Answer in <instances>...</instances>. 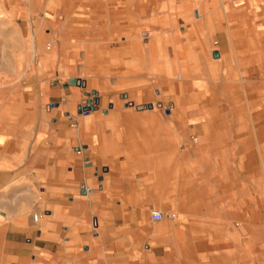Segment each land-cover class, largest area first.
Here are the masks:
<instances>
[{"label": "crops", "instance_id": "obj_1", "mask_svg": "<svg viewBox=\"0 0 264 264\" xmlns=\"http://www.w3.org/2000/svg\"><path fill=\"white\" fill-rule=\"evenodd\" d=\"M201 1L44 0L69 79L0 95V264H264V0Z\"/></svg>", "mask_w": 264, "mask_h": 264}, {"label": "rangeland", "instance_id": "obj_2", "mask_svg": "<svg viewBox=\"0 0 264 264\" xmlns=\"http://www.w3.org/2000/svg\"><path fill=\"white\" fill-rule=\"evenodd\" d=\"M204 1L213 2V0H202L201 3H204ZM48 6L44 3V0H0V91H2L0 95L3 93L2 101L3 98L8 96L24 100L32 95L31 91L34 89L37 91L40 89L41 93H47L52 89L53 85H60L62 80L68 82L69 76H67L66 69L63 66L65 61L62 55H58L53 50L54 46L52 48V43H56L60 38L54 36L55 34L49 30L51 28L49 21L52 19L53 12H44ZM252 6V10L256 11V13L260 10L259 6ZM195 7L198 8L199 6L195 5L193 8ZM185 8H190V6H178V14H181L179 16L188 17L192 15L196 17L192 9L187 11L188 13L186 14L182 13L181 10ZM223 8L224 5L221 3L219 11H222ZM137 9L139 11L140 8ZM148 9L150 11L149 7ZM41 14L43 24L39 22ZM256 17L258 21H261L264 14L262 17H259V14ZM145 21L138 23L145 25ZM38 28L39 32H37ZM141 32V39L148 41L151 34L150 26L148 28L144 26ZM75 38L81 39V37ZM76 43L79 42H73L75 52L80 49L81 45V43ZM214 50L217 49L213 45L209 53ZM73 72L75 75H81L82 73L78 68H75ZM183 72L186 74L185 72L187 71L183 69ZM29 81L31 85L26 83ZM185 82L179 80L180 86H183ZM45 96L48 99H44V96H42V111L44 112L47 106L51 104L50 102L53 103L49 95ZM166 102L168 101L160 99L157 104H154L155 107L158 105V107L164 108L169 113L172 107ZM138 106L141 108L145 107L144 104H139ZM42 115L46 118L43 112ZM164 217L165 220L179 219V215L177 214L176 217L175 213L164 214ZM144 219L148 218L144 214H137V220ZM152 226L153 233L159 231L156 224L152 223ZM135 237L137 239L133 242L135 246L140 247L143 243L138 239L140 235L136 234ZM260 237L264 238V230H260ZM156 243L158 244L159 241L152 240L153 245ZM173 248L175 249L174 246ZM155 249H157V260H154L153 264H164L165 262L160 259V256H164L165 252L158 246H155ZM172 255L177 257L175 252ZM175 262L178 264L177 261Z\"/></svg>", "mask_w": 264, "mask_h": 264}, {"label": "bare ground", "instance_id": "obj_3", "mask_svg": "<svg viewBox=\"0 0 264 264\" xmlns=\"http://www.w3.org/2000/svg\"><path fill=\"white\" fill-rule=\"evenodd\" d=\"M204 9H205V8H203L202 11H204ZM200 11H201V10H200ZM202 11H201V12H202ZM201 12H199V16L202 17L203 13H201ZM204 14H205V13H204ZM184 21H187V22L193 23L194 26L198 23V21H196L195 18H193V16H192V17H189V18L186 17V19H185ZM177 24H178V23H177ZM199 24H200V23H199ZM179 25H181V24H179ZM182 26H183V25H182ZM190 28H191V27H190ZM183 29H184V28H183ZM187 29H188V27H187ZM229 29H230V28H229ZM192 30H193V29H192ZM189 31H190V30H189ZM151 35L153 36V33H151ZM91 100H92V104H93V103H94L93 101H94L95 99H91ZM92 104L89 103L88 100H84V101L80 104V109L85 110L84 107H86V106H88V107L91 109ZM34 218H35V220H37V219H38V216L35 215Z\"/></svg>", "mask_w": 264, "mask_h": 264}, {"label": "water", "instance_id": "obj_4", "mask_svg": "<svg viewBox=\"0 0 264 264\" xmlns=\"http://www.w3.org/2000/svg\"><path fill=\"white\" fill-rule=\"evenodd\" d=\"M69 84L84 85V82H82L81 79H79V78L72 77L69 80ZM93 93L96 94V91H93ZM88 102L92 104V100L91 99H89ZM95 102H96V100H95ZM131 104H132V102H131ZM148 106L151 107L152 105L149 104ZM92 107L93 106H91V108ZM84 108H85V110H89L90 109L88 106H86Z\"/></svg>", "mask_w": 264, "mask_h": 264}, {"label": "built area", "instance_id": "obj_5", "mask_svg": "<svg viewBox=\"0 0 264 264\" xmlns=\"http://www.w3.org/2000/svg\"><path fill=\"white\" fill-rule=\"evenodd\" d=\"M152 217L155 219V220H161L163 218V214L159 211H155L152 213Z\"/></svg>", "mask_w": 264, "mask_h": 264}]
</instances>
